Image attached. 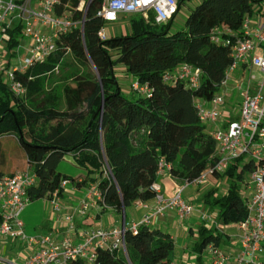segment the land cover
<instances>
[{
  "label": "trees",
  "instance_id": "obj_1",
  "mask_svg": "<svg viewBox=\"0 0 264 264\" xmlns=\"http://www.w3.org/2000/svg\"><path fill=\"white\" fill-rule=\"evenodd\" d=\"M184 1L189 0H178V8ZM196 1L180 29H171L172 20L157 25L151 14L145 20L134 13L128 15L124 34L101 39L98 31L105 21L96 13L103 0H55L54 13L68 11L72 28L59 34L46 59L15 72L14 78L25 86L23 96L14 95L0 80V136L17 139L36 175V184L27 190L30 200H49L55 190L61 196L60 182L67 180L74 187L95 186L101 211L121 214L122 207L154 197L151 185L158 179L160 160L170 165L168 172L178 181L193 180L213 164L215 142L199 120L195 100H210L219 91L231 56L230 46L212 41L211 33L225 26L240 35L244 20L256 13L253 4L260 0ZM20 32L19 23L9 30V47L17 43L15 34ZM223 37L233 40L235 35ZM69 55L82 70L72 74L73 85L63 86L61 106L51 95L42 97V87ZM181 63L200 69L197 88L164 79ZM117 65L145 91H124L115 76ZM65 156L72 157L83 176L58 171ZM254 169L252 160L240 156L224 174H215L225 177L226 190L212 200L208 191L205 200L222 224L246 218L240 190ZM196 234L195 264H204L201 254L207 245L223 247L228 239L224 232L204 225ZM174 246L169 233L139 224L125 228L124 250L98 248L92 262L77 258L68 264H175Z\"/></svg>",
  "mask_w": 264,
  "mask_h": 264
},
{
  "label": "built area",
  "instance_id": "obj_2",
  "mask_svg": "<svg viewBox=\"0 0 264 264\" xmlns=\"http://www.w3.org/2000/svg\"><path fill=\"white\" fill-rule=\"evenodd\" d=\"M33 1L0 0V42L9 39L7 30L11 29L14 12L21 25V36L29 40L27 47L29 56L24 57L11 69L8 67L10 61L8 59L4 61L6 54L0 45V74L4 75L3 82L16 96H23L26 89L14 78L15 72H22L46 59L55 50V40L59 34L69 31L74 25L66 13L61 15L54 13L55 0H38L39 4L36 7L32 6ZM82 4L83 2L79 8ZM177 11L178 0H103L96 15L105 22H113L122 15L134 13H140L148 20L151 14L155 24L165 25L172 20ZM249 22V18L244 20L240 35H236L225 26L216 27L211 33L212 41H222L230 46L231 56V62L219 83V91L210 100L201 99V102H195L201 123L205 126L213 125L212 129H208L215 142L213 164L195 179L181 181L169 196L161 192L157 181L154 182L151 185L155 192L152 198L154 205L149 207L145 201H137L139 205L148 207V212L138 223L129 227V230H132L139 224L150 225L155 218L169 210H174L181 220L190 217L193 205L182 197L185 188L203 184L210 175L224 174L227 166L240 156L245 160H252L255 169L247 175L248 179L243 181L240 190L241 197L246 200L247 216L243 221L236 223L240 231L238 250L234 255H230L220 247L209 244L202 252L207 264L246 262L264 264L260 260L264 245V54L255 51L264 44V27L259 25L249 30ZM45 29L47 31H44ZM231 34L235 35L233 40L223 37ZM98 35L101 39L106 36L103 27L98 31ZM13 53L16 54V51H12ZM237 69H243L245 73L232 80ZM254 70L258 72V76L253 74ZM200 75L199 68L181 63L165 73L164 79L181 80L187 87L195 89L200 84ZM132 88L145 91V88H140L136 83H132ZM229 88L236 91L241 103L238 117L227 120L221 108L225 106V96ZM205 103L208 106L204 105ZM169 167L168 163L160 160L157 176H161L165 170L168 171ZM68 183L67 180H62L60 187L63 189ZM35 184L36 175L29 168L0 177V236L19 237L28 247H37V251L28 257L24 264H68L70 260L77 258L90 263L95 258L98 248L124 250L125 228L118 226L98 225L85 229L78 242L70 237L57 241L51 233L40 236L25 234L20 215L30 202L27 190ZM87 191L95 200L100 199V193L95 186H91ZM49 202L54 211L59 209L57 190L52 193ZM81 204L79 212L82 214L88 202L84 200ZM63 219L68 224L73 222L71 214L64 215ZM201 219L217 226V222L211 220L210 215H202Z\"/></svg>",
  "mask_w": 264,
  "mask_h": 264
},
{
  "label": "crops",
  "instance_id": "obj_3",
  "mask_svg": "<svg viewBox=\"0 0 264 264\" xmlns=\"http://www.w3.org/2000/svg\"><path fill=\"white\" fill-rule=\"evenodd\" d=\"M39 1L34 0L33 7L38 6ZM15 13L11 19V28L14 27L18 19ZM260 14V13H259ZM257 12L249 17V30H253L259 25L264 27V15H259ZM44 31H47L45 29ZM257 53L264 54V44L257 47ZM245 70L237 69L233 74V79L240 74H244ZM201 99H196L195 102H201ZM204 105L208 106L207 103ZM239 109V108H238ZM225 118L235 119L237 115H228L225 107L221 108ZM228 119V120H229ZM208 130V129H207ZM16 139V138H14ZM16 142L11 141L9 138L0 137V175H12L16 172H21L28 168L26 156L21 149L17 139ZM74 178L84 175L83 171H77L75 174H68ZM176 179L170 177L168 171L158 177L157 183L160 185L161 192L169 196L178 185ZM86 187H74L70 182L63 188L62 195H58L59 209L54 211L48 199L39 198L30 200L22 212L23 229L25 234L29 236H40L51 233L55 239L62 240L64 237H70L73 241L78 242L82 238V231L98 225L104 227H121L122 217L121 214L116 213L114 210L101 211V208L94 197L88 195ZM195 188H185L182 191V197L190 200ZM226 190V188H225ZM225 192V191H224ZM86 200L88 206L81 214L79 212L82 206V201ZM150 207L154 205L153 199L145 201ZM148 212V207L132 203L124 210L123 224L124 228H129L133 224L138 223L141 218ZM71 214L73 216L72 224H68L64 219V215ZM70 225V226H69ZM234 228L223 229L227 236V243L220 247L222 250L230 255H234L238 250V236L240 234L236 224H229ZM151 227L160 229L167 232L174 239V255L175 264H195L197 254L192 250L193 241L197 234L191 226V219L185 218L180 220L174 210H169L163 215L155 218L150 224ZM236 227V228H235ZM221 228V226L219 227ZM236 237L235 239L233 238ZM37 247H28L26 242L19 237H2L0 236V264H24L25 261L34 252ZM202 255V254H201ZM200 255V256H201ZM204 264L207 262L204 260ZM261 262H264V245L260 255Z\"/></svg>",
  "mask_w": 264,
  "mask_h": 264
},
{
  "label": "rangeland",
  "instance_id": "obj_4",
  "mask_svg": "<svg viewBox=\"0 0 264 264\" xmlns=\"http://www.w3.org/2000/svg\"><path fill=\"white\" fill-rule=\"evenodd\" d=\"M196 0H189L184 1L182 6L178 8L177 13L172 18L171 22V29H180L184 26V21L187 16V14L190 12V10L196 5ZM254 12H257L259 15H264V0H260L257 3H254L252 6ZM65 13H69L66 11ZM128 16H120L117 21L113 22H105L103 25V28L105 30L106 35H119L124 34L128 30ZM17 24V22H16ZM15 24V25H16ZM12 29V28H11ZM9 29V30H11ZM9 30H7V35L9 36ZM17 43L11 47L8 46V41H1L0 45L2 46V51L5 52V60H9V69L12 68L13 65H18L20 61L24 59V57H28V45L29 40L27 38H23L21 36V33L15 34ZM9 40V39H8ZM12 51H16V54H12ZM15 55V56H14ZM112 56L114 57V53H112ZM65 63H62V66L57 67L53 73L50 75H47V78L45 79L43 83V91H42V97H46L48 95H51L54 97V99H57L61 106H64V98H63V86L65 84L73 85V82L71 80L72 74L79 72L82 70V66L78 65L73 62L72 57L66 56L64 59ZM253 74L258 76L257 71H253ZM3 76L0 74V80L3 81ZM115 76L121 86V88L129 92L132 90V78L129 74H127L124 70V67L122 65H117L115 67ZM231 88V87H230ZM228 89L226 96H225V110L228 115H239V106L241 103V100L239 96H237L236 91ZM227 120L229 118H226ZM207 129H212L213 125L208 124L206 125ZM2 138H9L11 141L16 142L14 139L15 137L12 135H2L0 136ZM58 171H61L62 173H68V174H75L77 171H81V169L76 166L71 156H65L58 164L57 166ZM248 179L247 176L244 180ZM177 182V181H176ZM181 182V181H180ZM180 182H177L180 184ZM227 187L225 177L216 175H210L207 177L206 181L197 186V185H191L187 188H195L193 194L190 197V202L193 205V212L190 215L191 219V226L193 227L195 233L197 232V229L204 225L208 228H213L214 230L221 232L223 229L230 228L233 229L234 227L232 225H224L221 223V221H218L216 218V212L215 208H212L211 204L205 200V195L208 191H211V194L208 196L210 200H212L215 196H219L222 193H224L225 188ZM213 189V191L211 190ZM245 190V189H244ZM245 192H242L244 194ZM213 209V210H212ZM22 214V213H21ZM202 215H210L211 220H214L217 222V226H215L212 222L204 221L202 220ZM20 218L22 219V215H20ZM181 220V219H180ZM184 220V219H182ZM221 226V228H219ZM236 228V227H235ZM27 234V233H26ZM235 239L236 237L233 236Z\"/></svg>",
  "mask_w": 264,
  "mask_h": 264
},
{
  "label": "water",
  "instance_id": "obj_5",
  "mask_svg": "<svg viewBox=\"0 0 264 264\" xmlns=\"http://www.w3.org/2000/svg\"><path fill=\"white\" fill-rule=\"evenodd\" d=\"M121 217H122V224H121V228H124V224H123V218H124V207H122V211H121Z\"/></svg>",
  "mask_w": 264,
  "mask_h": 264
}]
</instances>
